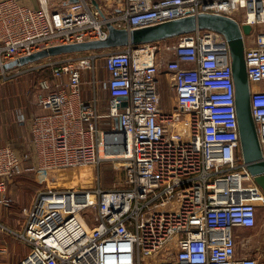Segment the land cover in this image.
<instances>
[{
	"label": "built area",
	"instance_id": "built-area-1",
	"mask_svg": "<svg viewBox=\"0 0 264 264\" xmlns=\"http://www.w3.org/2000/svg\"><path fill=\"white\" fill-rule=\"evenodd\" d=\"M37 2L0 0L1 73L5 63L52 45L103 40L108 24L130 31L203 12L233 18L264 160V87L250 86L264 84V0ZM101 57L109 95L103 114L81 99L82 73ZM60 61L37 82L44 112L30 118L29 130L40 186L14 231L29 246L16 264H259L248 252L250 237L233 232L256 226L264 192L243 157L224 35L196 29L162 47L127 44L104 57L87 50ZM161 73L173 90L169 110L160 106ZM103 117L106 128L97 122ZM105 159L122 167L119 186H100L96 169ZM20 171V155L1 144V204Z\"/></svg>",
	"mask_w": 264,
	"mask_h": 264
},
{
	"label": "rangeland",
	"instance_id": "rangeland-1",
	"mask_svg": "<svg viewBox=\"0 0 264 264\" xmlns=\"http://www.w3.org/2000/svg\"><path fill=\"white\" fill-rule=\"evenodd\" d=\"M238 17V12H235ZM256 30L262 29L261 25L253 27ZM93 50V49H88ZM85 51V50H82ZM75 53H68L60 55L64 58L74 56ZM57 56L58 58H61ZM104 57V55H103ZM56 57L48 59H40L39 62H49ZM240 58L242 53L240 52ZM35 62V61H34ZM38 61L36 60V63ZM36 63H28L24 66L11 68L4 73L0 72V145L10 144L21 157V171L20 177L13 179L10 184V192L5 190V196L9 198L7 204L0 203V221L5 223L9 229H19V223L23 222L24 215L22 208L30 204L35 196V193L40 186L39 178L36 177L34 168L37 166V157H34V152L31 143V135L29 130V121L33 115L38 112L36 104V94L38 92L37 82L43 77L49 76V68L31 67ZM99 73L103 70V58L97 61ZM49 67V66H46ZM30 68V69H29ZM84 76V75H83ZM91 73H87L86 78H91ZM159 80V94L160 106L163 110H169L174 106L172 101L173 90L168 85V78L163 73L158 76ZM252 88H263L262 82L251 83ZM38 89V90H37ZM88 95V88L82 90V97L87 104L86 96ZM36 108V110H35ZM24 116V124L21 127L17 120ZM38 164V163H37ZM98 171L100 186L102 188H111L119 186L123 178V169L115 159H105L101 161ZM7 199V198H6ZM6 218L9 219L6 223ZM19 221V222H18ZM256 226L253 228H234L233 232L236 238L250 237V244L248 252L250 254L256 253L259 259V264H264V208H260L257 212ZM16 235V234H15ZM29 250V246H26Z\"/></svg>",
	"mask_w": 264,
	"mask_h": 264
},
{
	"label": "water",
	"instance_id": "water-1",
	"mask_svg": "<svg viewBox=\"0 0 264 264\" xmlns=\"http://www.w3.org/2000/svg\"><path fill=\"white\" fill-rule=\"evenodd\" d=\"M107 27L108 35L103 40L52 45L30 55L13 59L5 63L4 67L10 68L39 59L42 56L58 53L152 42L176 37L196 29L205 28L218 31L229 41L231 49V68L236 87V111L243 157L247 163L248 171L254 176L255 181L264 192V160L261 157L260 147L250 117L248 84L244 74L243 58H240L242 46L240 40L241 31L238 23L226 15L203 12L130 31L124 28H114L111 24H108ZM241 28L244 33H248L250 30L248 24H242Z\"/></svg>",
	"mask_w": 264,
	"mask_h": 264
},
{
	"label": "crops",
	"instance_id": "crops-1",
	"mask_svg": "<svg viewBox=\"0 0 264 264\" xmlns=\"http://www.w3.org/2000/svg\"><path fill=\"white\" fill-rule=\"evenodd\" d=\"M18 1L22 4H25V5L31 6V7H37V5H38L37 0H18ZM175 40H176V37H170V38L157 40V42L155 41V43L158 44V46L162 47L163 45L171 44ZM119 48H121V46H110V47L93 49V50H97L100 55H104V54L108 53L109 51L119 49ZM85 51H87V50H85ZM68 53H72V52H66V53H60V54L58 53V54L50 55V56H42L41 58L36 59V60L39 61L40 59L45 60V59L50 58V57H56L54 60H51V62H53L54 64L49 65V67H46V66L44 67V68H49V71H50V69L53 66H58L59 64L62 63V61H60V59L69 58L66 56H64V58L62 56H60V55L68 54ZM73 53H75V52H73ZM57 56H60L61 58H58ZM70 57H72V56H70ZM99 59L100 58H98L97 61ZM36 60L26 62V63L21 64V65H15L13 67L7 68V70H9L11 68H16L19 66L21 67V66H24L28 63H30V64L36 63ZM58 61H60V62H58ZM97 61H96V68H95V70H93V72L92 71H85L82 73V80H81L82 89L81 90H83L85 88V86H87V88H88V95L86 96L87 104H85L86 102H85L84 98L82 97V91H81V99L83 101V105L86 108H93L94 107L96 112L103 114L107 111L108 100H109L108 89L106 87L108 72H107V70L103 64L102 65L103 70H101V73H99L100 70H98ZM43 62H46V61H43ZM33 66H31V67H33ZM87 73H88V75H89V73H91L92 77L90 79L86 78ZM161 74H163V73H161ZM92 80H94V84H92ZM35 110H36V108H35ZM36 111L38 112L37 114H41L42 112H44V110H42V108H40L38 106V104H37V110ZM19 119L20 120H17V122H19L20 126L22 127L23 124L25 123L24 122V116L22 115V117ZM109 121H110V119L108 117L98 118V120H97L98 125L100 127L102 126L103 128H106L109 125V123H110ZM29 124H30V121H29ZM29 127H30V125H29ZM23 173L14 175L9 180L7 187H6L7 192H10V190H11L9 187H10L11 182L14 181L13 179L20 177L21 175H23ZM5 197L7 198V202H8L9 198L7 196V193H6ZM4 205H9V204H4ZM8 221H10V220L6 218V223H8ZM4 224L5 223L0 221V264H16L19 261V259L22 258L27 253V250H26L27 245L18 239V237L14 233L15 230L9 229V227L5 226ZM21 227H22V221H21V223H19V227H18L19 229H16V230H20Z\"/></svg>",
	"mask_w": 264,
	"mask_h": 264
},
{
	"label": "bare ground",
	"instance_id": "bare-ground-1",
	"mask_svg": "<svg viewBox=\"0 0 264 264\" xmlns=\"http://www.w3.org/2000/svg\"><path fill=\"white\" fill-rule=\"evenodd\" d=\"M100 154L103 155L104 151L102 150V148L100 149Z\"/></svg>",
	"mask_w": 264,
	"mask_h": 264
}]
</instances>
